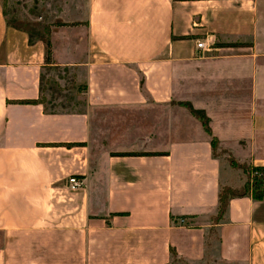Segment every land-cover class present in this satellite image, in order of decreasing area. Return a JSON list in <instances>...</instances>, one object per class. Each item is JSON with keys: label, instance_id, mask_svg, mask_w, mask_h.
<instances>
[{"label": "crops", "instance_id": "0c3cea01", "mask_svg": "<svg viewBox=\"0 0 264 264\" xmlns=\"http://www.w3.org/2000/svg\"><path fill=\"white\" fill-rule=\"evenodd\" d=\"M44 6L51 65L0 0V264H264V201L213 222L245 182L228 158L264 167V0ZM56 70L82 110L19 103Z\"/></svg>", "mask_w": 264, "mask_h": 264}, {"label": "rangeland", "instance_id": "374dc122", "mask_svg": "<svg viewBox=\"0 0 264 264\" xmlns=\"http://www.w3.org/2000/svg\"><path fill=\"white\" fill-rule=\"evenodd\" d=\"M2 2L7 21L12 25H19L33 37L39 36L42 27L51 25L50 16L48 18L50 11L47 12L44 6L47 0H2ZM44 82L41 101L47 110L75 112L83 109V100L71 90L72 73L70 71L67 73L62 70L48 71L45 73ZM217 153L223 155L219 150ZM171 264L182 263L175 260Z\"/></svg>", "mask_w": 264, "mask_h": 264}, {"label": "trees", "instance_id": "16d2710c", "mask_svg": "<svg viewBox=\"0 0 264 264\" xmlns=\"http://www.w3.org/2000/svg\"><path fill=\"white\" fill-rule=\"evenodd\" d=\"M5 14V13H4ZM9 23V22H8ZM10 24V23H9ZM12 27L23 30L28 32L27 30L23 29L19 25H12ZM59 26H66L64 24H59ZM42 32H39V40H41L44 43L45 46V64L51 65V44L49 40L50 35V27L45 26L42 27ZM29 41L33 42V40L36 37H33L31 33H29ZM42 93L44 91L43 85L41 89ZM41 98L38 101H22L19 103L22 104H33V103H41ZM43 103V102H42ZM187 110L190 112V114L200 122L201 126L203 127L204 131L211 136V149L212 154L214 157L220 156L217 153L218 150V141L215 137H212L210 127H209V119L206 117L203 111L195 110L192 108L191 105L185 104L184 105ZM221 154H225L224 151H220ZM118 156H134V154H120ZM143 156H149V154H143ZM228 163L232 168L238 169L242 171L243 175L245 176V182L244 185L239 189H234L230 187H222L218 192V206H217V214L213 218L214 224H217L219 221H221L228 208L229 201L235 198H243V197H250L251 199L255 201H264V167H254L252 165L248 164H240L236 162L233 158H228ZM171 258L172 262L176 260L175 253L172 250L171 251ZM171 262V263H172ZM170 263V264H171Z\"/></svg>", "mask_w": 264, "mask_h": 264}, {"label": "built area", "instance_id": "2783aa9c", "mask_svg": "<svg viewBox=\"0 0 264 264\" xmlns=\"http://www.w3.org/2000/svg\"><path fill=\"white\" fill-rule=\"evenodd\" d=\"M196 47L201 50L206 49L205 43L203 41L197 42ZM68 183L72 189H76L82 185V182L76 179L75 177H70L68 179Z\"/></svg>", "mask_w": 264, "mask_h": 264}]
</instances>
